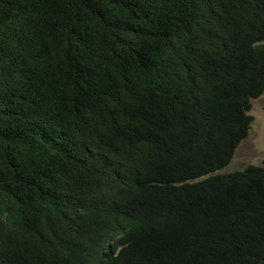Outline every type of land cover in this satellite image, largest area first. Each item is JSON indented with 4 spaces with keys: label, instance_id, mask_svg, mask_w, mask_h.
Wrapping results in <instances>:
<instances>
[{
    "label": "trees",
    "instance_id": "16d2710c",
    "mask_svg": "<svg viewBox=\"0 0 264 264\" xmlns=\"http://www.w3.org/2000/svg\"><path fill=\"white\" fill-rule=\"evenodd\" d=\"M262 94L264 0H0V264H264Z\"/></svg>",
    "mask_w": 264,
    "mask_h": 264
},
{
    "label": "rangeland",
    "instance_id": "374dc122",
    "mask_svg": "<svg viewBox=\"0 0 264 264\" xmlns=\"http://www.w3.org/2000/svg\"><path fill=\"white\" fill-rule=\"evenodd\" d=\"M249 114L253 117L248 135L240 142L231 162L219 172H232L244 169L250 164L264 162V94L251 101Z\"/></svg>",
    "mask_w": 264,
    "mask_h": 264
}]
</instances>
